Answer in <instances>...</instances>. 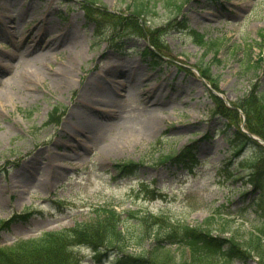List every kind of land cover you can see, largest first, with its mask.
<instances>
[{
    "label": "rangeland",
    "instance_id": "374dc122",
    "mask_svg": "<svg viewBox=\"0 0 264 264\" xmlns=\"http://www.w3.org/2000/svg\"><path fill=\"white\" fill-rule=\"evenodd\" d=\"M155 1L156 15L146 17L147 24L177 25L174 8L166 0ZM182 1L188 25L217 45L204 54L193 35L174 28L163 36L167 56L153 66L139 52L145 39L108 27L107 39L93 36L80 0H0V170L6 162H19L8 173L0 172V218L28 215L0 232V245L86 220L99 203L120 211H165L194 223L205 218L210 206L226 201L237 224L252 220L254 208L241 201L244 179L215 175L230 155L227 129L210 108V84L193 66H211L226 100L254 86L264 94V0ZM101 2L114 13L125 10L120 0ZM12 28L17 39L8 34ZM34 30L41 32L30 42L52 39V49H40L41 43L26 48L22 38ZM120 37L122 50L111 48ZM125 69L130 72L120 75ZM102 96L98 107H88ZM77 100L86 104L79 109L83 119L70 116L79 107ZM56 104L62 122L43 126ZM194 140L193 172L168 170L157 162L171 146L179 149ZM121 159L142 160L144 166L114 177L113 163ZM152 177L164 188L149 197L136 181ZM242 185L249 190L246 203L253 190ZM82 252L85 264L107 263Z\"/></svg>",
    "mask_w": 264,
    "mask_h": 264
},
{
    "label": "trees",
    "instance_id": "16d2710c",
    "mask_svg": "<svg viewBox=\"0 0 264 264\" xmlns=\"http://www.w3.org/2000/svg\"><path fill=\"white\" fill-rule=\"evenodd\" d=\"M122 1L126 3V13L109 11L99 4L100 0H84L86 15L95 22L94 30L101 34L100 37L106 32L104 27L130 28L140 34L150 32L138 17L153 13L155 1ZM169 2L166 0V5H170ZM96 3L98 5L94 6ZM181 4V0H173L176 11L181 10ZM161 30L156 28L151 33L158 34ZM193 33L199 45H209L207 49L215 45L211 39L206 40L203 33ZM152 41L154 45L161 46L158 45V37ZM260 42L256 41V44L260 45ZM199 71L218 90L217 77L210 68L199 66ZM211 97L213 113L224 117L228 126H233L227 136L233 155L244 153L237 162V166L245 170L247 178L243 183H250L254 190L260 189L251 201V204H256V221L250 222L247 228L242 227L227 216L230 211H222L223 204L210 206L205 218L189 224L165 211L156 214L126 210L123 216L111 205L99 203L87 221L0 247V264H83L76 252V248L82 245L92 247L96 253L114 251L112 264H264V145L240 128L243 114L245 128L264 140V94L254 86L233 101V106H228L216 94ZM56 109L54 107L50 112L48 122H58V118L53 116ZM191 153V146H186L179 154L173 147L168 148L158 155L157 162L188 163L194 158ZM142 164L129 159L116 162L114 167L117 173L136 172ZM229 164L231 159L218 172L234 179L239 174L231 171ZM151 182L154 183L155 179ZM139 185L149 193V197L154 196L156 189L150 187V183L142 181ZM148 239L150 246L145 247ZM129 246L133 248L129 250Z\"/></svg>",
    "mask_w": 264,
    "mask_h": 264
},
{
    "label": "bare ground",
    "instance_id": "6f19581e",
    "mask_svg": "<svg viewBox=\"0 0 264 264\" xmlns=\"http://www.w3.org/2000/svg\"><path fill=\"white\" fill-rule=\"evenodd\" d=\"M36 30V29H35ZM35 30L32 32V31H29L23 38H22V42H23V44H26V48L28 49V48H31V46H37V44L38 43H41L42 41H39V40H36V41H34L33 43H31L30 42V38H32V36H33V34H38L39 32H41V31H39L38 33H36L35 32ZM8 34L9 35H12L13 37H14V39H17L18 38V33H17V31L14 29V28H12L11 30H9L8 31ZM32 44V45H31ZM52 45H53V41H52V39H50V40H47V41H45V42H43V43H41L38 47L40 48V49H52ZM38 48V49H39ZM36 56H38V55H36ZM152 100H157V97L156 96H153V98H152ZM104 100L103 99H101V97H99V99H96L94 102H93V104L91 105L92 107H98V105L99 104H101L102 102H103ZM76 103H78L79 104V107L78 108H74V109H72L71 110V112H70V116H74V117H80V119H83V117H81V115H80V111L81 110H79L80 109V107H83L84 105H85V103L83 102V101H79V100H77L76 101ZM69 121H70V119H69ZM64 126H65V124H64ZM73 126V124H70L69 125V127L71 128Z\"/></svg>",
    "mask_w": 264,
    "mask_h": 264
}]
</instances>
